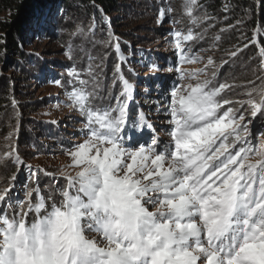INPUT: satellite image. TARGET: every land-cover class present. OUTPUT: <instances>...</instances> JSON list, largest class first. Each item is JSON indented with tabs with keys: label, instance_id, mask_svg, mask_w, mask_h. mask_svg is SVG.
<instances>
[{
	"label": "snow or ice",
	"instance_id": "6c2138e0",
	"mask_svg": "<svg viewBox=\"0 0 264 264\" xmlns=\"http://www.w3.org/2000/svg\"><path fill=\"white\" fill-rule=\"evenodd\" d=\"M203 7L183 0L191 26L169 33L180 82L166 106L167 141L136 139L153 125L132 107L133 85L110 24L101 43L119 61L111 85L102 87L103 67L91 62L68 70L69 87L54 81L65 88V106L81 119L82 138L64 151L58 186L45 192L35 180L19 197L15 174L0 185V264H264V139L254 142L249 127L264 117V47L254 79L220 81L219 69L229 61L217 65L191 43L203 38L195 29L213 19ZM172 12L159 9L156 22ZM95 27L93 21L88 32ZM77 35H85L79 25ZM73 49L69 43L70 60ZM240 51L226 54L234 58ZM238 87L242 98L224 95ZM6 160L25 166L15 149L0 154V162ZM47 175L57 179V173Z\"/></svg>",
	"mask_w": 264,
	"mask_h": 264
},
{
	"label": "rangeland",
	"instance_id": "374dc122",
	"mask_svg": "<svg viewBox=\"0 0 264 264\" xmlns=\"http://www.w3.org/2000/svg\"><path fill=\"white\" fill-rule=\"evenodd\" d=\"M46 1L48 5L44 9L49 10V14L43 17L42 23L49 24L47 28H39L35 20H30L26 25V38L22 42L24 57L12 54L0 66V78L3 85L9 87L7 94L11 97L10 107L0 117V154L15 149L25 162L23 167L12 161L0 162V185H6L15 174L17 179L13 194L19 197L35 187V180L45 192L50 185L58 186L61 183L58 169L68 159L64 151L82 138V122L77 113L65 106V88L57 86L54 81L60 80L69 87L68 70L73 66L78 70L86 69L91 62L103 67L99 77L103 82L102 87L111 85L113 66L119 61L114 49L101 43L107 36L109 24L119 37L125 57L121 62L123 73L133 85L132 107L142 109L153 125L151 130L144 129L137 133L136 139L143 142L154 135L161 141H167L170 126L166 106L172 87L180 82V74L175 71L180 66L178 56L169 33L172 30L186 32L191 26L182 8L183 0H130V7L119 12L120 17L114 13V16L105 14L102 18L86 14L78 16L73 12L68 14L65 9L58 8V0ZM167 7H171L173 12L166 22L158 24L159 9ZM105 17L108 18L107 23ZM11 18V12H0V25ZM177 20L180 22L174 24L173 21ZM93 21L96 25L94 34L88 32ZM78 25L84 29L85 35L73 36ZM216 25L213 17L195 29L202 33L203 38L191 42L193 50L205 49L203 55L212 56L217 65H221L223 60L229 61L219 69L220 81L242 84L254 79L255 75L260 74L257 40L246 48L234 43L227 45L233 40L224 43L222 29L216 30ZM135 36L140 38L136 39ZM217 36L219 40L215 39ZM5 37L6 32L0 29V39ZM69 43L74 45L71 60L65 55ZM236 47L242 51L230 58L226 53ZM89 56L94 61H89ZM153 65L159 70H152ZM200 66L183 65L184 68ZM242 91L238 87L224 95L229 99L242 98L239 95ZM249 127L254 142L264 139L260 136L264 132V117L258 116ZM33 173L35 176L29 179ZM47 173H57V179L53 180Z\"/></svg>",
	"mask_w": 264,
	"mask_h": 264
},
{
	"label": "trees",
	"instance_id": "16d2710c",
	"mask_svg": "<svg viewBox=\"0 0 264 264\" xmlns=\"http://www.w3.org/2000/svg\"><path fill=\"white\" fill-rule=\"evenodd\" d=\"M129 3L130 0H58L57 6L65 9L68 14L73 12L78 16L86 14L89 17L94 15L95 18H102L105 14L119 15V12L130 7ZM198 3L216 19V30L222 29L224 43L232 39L233 41L230 40L227 45L234 43L244 47L245 44L257 40L259 50L264 47V0H198ZM46 5H48L46 0H0V12L9 11L13 17L0 25V29L6 32V37L0 39V66L12 54L24 57L22 42L26 38V25L30 20H35L39 28H47L49 24L42 23L43 17L49 14V10L44 9ZM238 21L243 23L238 24ZM257 26L260 28L258 33L254 31ZM15 63L18 64L17 61ZM2 82L1 77L0 117L11 104V97L7 94L10 89Z\"/></svg>",
	"mask_w": 264,
	"mask_h": 264
}]
</instances>
